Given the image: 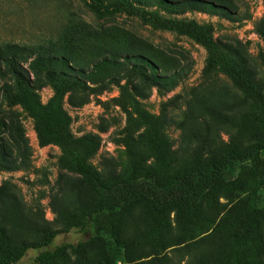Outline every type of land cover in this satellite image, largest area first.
<instances>
[{
  "label": "rangeland",
  "instance_id": "obj_1",
  "mask_svg": "<svg viewBox=\"0 0 264 264\" xmlns=\"http://www.w3.org/2000/svg\"><path fill=\"white\" fill-rule=\"evenodd\" d=\"M148 17L211 26L217 46L264 96V0H0V231L12 251L54 233L49 249L81 244L84 253L69 250L53 264H103L112 241L124 253L117 264H236L239 206L253 194L263 209L264 182L206 203V226L189 244L181 245L175 212L166 214L163 247L147 243L151 223L144 204L119 214L111 235L65 230V216L80 214L99 196L60 165L58 147L41 146L36 120L19 98L23 87L43 105L56 85L67 90L71 131L99 139L88 163L105 184L127 178L137 165L119 139L142 132V114L169 139L174 173L195 160L220 159L227 147L242 152L264 142L260 126L240 124L246 108L236 104L239 91L227 75L208 69L206 49ZM260 232L264 240L263 221ZM38 254L30 251L18 264H33ZM254 261L264 264V258Z\"/></svg>",
  "mask_w": 264,
  "mask_h": 264
},
{
  "label": "trees",
  "instance_id": "obj_2",
  "mask_svg": "<svg viewBox=\"0 0 264 264\" xmlns=\"http://www.w3.org/2000/svg\"><path fill=\"white\" fill-rule=\"evenodd\" d=\"M121 2V1H120ZM123 8H129L123 5ZM134 10V9H132ZM149 18V17H148ZM156 27L189 36L202 45L208 55V69L221 71L237 87L236 104L246 112L240 114L243 126H260L264 136V96L259 86L229 58L214 42L213 28L195 22H173L156 17L148 19ZM19 79V73L13 71ZM67 90L55 86V94L47 105L40 102L34 92L22 88L19 98L31 117L36 120V131L41 146L54 145L61 152L60 165L77 173L99 196V201L80 214L65 216L66 232L74 230L87 233L92 228L97 235H111L113 220L128 208L144 204L149 207L150 231L144 240L157 248L167 242L166 214L175 212L182 229L181 245L199 238L200 229L206 226L203 210L219 194H231L247 185L264 182V142L254 144L244 151L227 147L220 159L200 163L193 161L180 172L174 173L176 158L169 139L154 118L142 114L137 136L119 139L127 154L138 160L127 178L105 184L98 171L88 161L97 152L100 141L94 136L76 138L71 126L72 117L64 109ZM128 113L129 120L132 115ZM242 229L234 243L236 264H258L256 257L264 258V240L260 224L264 222V208H258L253 194L239 206ZM57 234L48 233L40 243L21 245L16 251L9 247L5 234L0 231V264H18L30 251L39 252L33 264H53L72 250L76 255L84 253L83 245L63 244L51 250ZM124 253L115 242L107 243L103 264H117Z\"/></svg>",
  "mask_w": 264,
  "mask_h": 264
}]
</instances>
